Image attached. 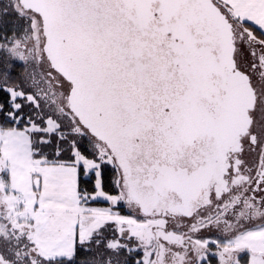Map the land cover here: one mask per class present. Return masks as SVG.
<instances>
[{
	"label": "snow or ice",
	"instance_id": "snow-or-ice-1",
	"mask_svg": "<svg viewBox=\"0 0 264 264\" xmlns=\"http://www.w3.org/2000/svg\"><path fill=\"white\" fill-rule=\"evenodd\" d=\"M0 264H264V0H0Z\"/></svg>",
	"mask_w": 264,
	"mask_h": 264
},
{
	"label": "trees",
	"instance_id": "trees-1",
	"mask_svg": "<svg viewBox=\"0 0 264 264\" xmlns=\"http://www.w3.org/2000/svg\"><path fill=\"white\" fill-rule=\"evenodd\" d=\"M111 179H112V173L111 171H107L105 175V190L106 191H111L112 190V184H111ZM84 185H82L83 187ZM91 187V185H89Z\"/></svg>",
	"mask_w": 264,
	"mask_h": 264
},
{
	"label": "rangeland",
	"instance_id": "rangeland-1",
	"mask_svg": "<svg viewBox=\"0 0 264 264\" xmlns=\"http://www.w3.org/2000/svg\"><path fill=\"white\" fill-rule=\"evenodd\" d=\"M92 206H95V207H106L107 205L104 204V203H98V204H93ZM120 211L122 212V214L124 213V209L121 208Z\"/></svg>",
	"mask_w": 264,
	"mask_h": 264
}]
</instances>
